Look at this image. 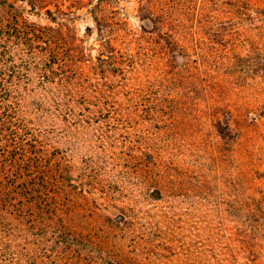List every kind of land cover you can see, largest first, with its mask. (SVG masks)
Here are the masks:
<instances>
[{
    "label": "rangeland",
    "instance_id": "374dc122",
    "mask_svg": "<svg viewBox=\"0 0 264 264\" xmlns=\"http://www.w3.org/2000/svg\"><path fill=\"white\" fill-rule=\"evenodd\" d=\"M114 6L101 35L85 8L57 19L82 53L72 94L55 102L33 73L20 86L58 185L52 226L71 235L39 238L37 264H264V117L228 47L264 51V26L236 35L208 14L144 31L137 0Z\"/></svg>",
    "mask_w": 264,
    "mask_h": 264
},
{
    "label": "trees",
    "instance_id": "16d2710c",
    "mask_svg": "<svg viewBox=\"0 0 264 264\" xmlns=\"http://www.w3.org/2000/svg\"><path fill=\"white\" fill-rule=\"evenodd\" d=\"M116 2L0 0V264H37L39 238L47 234L58 238L59 243H71V235L65 229L52 226L63 222L55 197L50 196L58 185L46 171L41 148L28 127L20 86L33 73L39 86L55 90L52 94L55 102L62 101L59 94L64 90L72 94L77 58L82 53L69 28L57 19L85 8L101 35L107 31L109 10L115 8ZM137 3L144 31H161L172 22L181 24L194 16L206 18L208 14L221 20L223 26L236 27V35L243 34L242 24L246 21L259 22L256 27L264 26V0H137ZM26 13L43 14L56 26L29 21ZM167 32L173 34L172 28ZM229 46L232 54L239 51L236 59L253 72L257 112L264 117V51L256 53L257 47L249 36L243 41L232 40ZM31 236L36 238L35 249L28 247ZM50 264L57 263L52 260Z\"/></svg>",
    "mask_w": 264,
    "mask_h": 264
}]
</instances>
